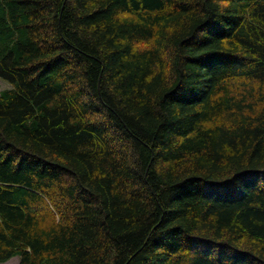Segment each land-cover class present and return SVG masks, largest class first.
I'll return each mask as SVG.
<instances>
[{"label":"trees","instance_id":"obj_1","mask_svg":"<svg viewBox=\"0 0 264 264\" xmlns=\"http://www.w3.org/2000/svg\"><path fill=\"white\" fill-rule=\"evenodd\" d=\"M0 264H264V0H0Z\"/></svg>","mask_w":264,"mask_h":264},{"label":"rangeland","instance_id":"obj_2","mask_svg":"<svg viewBox=\"0 0 264 264\" xmlns=\"http://www.w3.org/2000/svg\"><path fill=\"white\" fill-rule=\"evenodd\" d=\"M7 88H10L9 85L0 79V90H4ZM18 263H19V257H13L3 264H18Z\"/></svg>","mask_w":264,"mask_h":264}]
</instances>
